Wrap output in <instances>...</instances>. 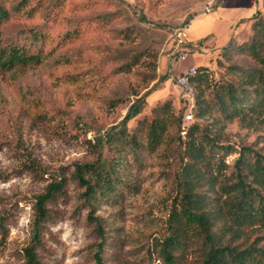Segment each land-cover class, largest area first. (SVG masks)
I'll return each mask as SVG.
<instances>
[{
  "label": "rangeland",
  "instance_id": "rangeland-1",
  "mask_svg": "<svg viewBox=\"0 0 264 264\" xmlns=\"http://www.w3.org/2000/svg\"><path fill=\"white\" fill-rule=\"evenodd\" d=\"M2 2L9 14L0 21V46L46 57L0 68V264H163L156 248L169 214L179 209L187 128L198 123V140L203 132L219 144L237 150L252 144L264 153V121L242 123L215 111L197 117L187 81L203 64L215 79H234L214 59L231 37L248 36L251 16H264V0H29L21 10L13 8L20 0ZM201 33L207 34L196 39ZM148 90L141 112L127 122L139 145L112 140L122 157L121 183L107 197L85 200L73 177L76 163L112 158L105 139L94 141L118 129L129 105ZM212 95L203 91L206 99ZM27 101L42 108L38 114ZM165 102L169 121L181 118V131L170 124V135L150 148L153 108ZM215 152L212 163L222 156L224 164L219 171L214 166V187H204L212 197L220 196V183L232 182L239 155ZM60 179L62 191L46 201V216L36 223L37 196ZM247 234L255 241L264 228ZM188 242L178 263L199 264V243ZM26 249L35 263L27 262Z\"/></svg>",
  "mask_w": 264,
  "mask_h": 264
},
{
  "label": "trees",
  "instance_id": "trees-1",
  "mask_svg": "<svg viewBox=\"0 0 264 264\" xmlns=\"http://www.w3.org/2000/svg\"><path fill=\"white\" fill-rule=\"evenodd\" d=\"M28 1L20 0L13 6L14 10L23 9ZM218 5L219 2L215 7ZM8 14L3 2L0 3V21ZM251 19L248 36L231 37L214 59L217 68L231 74L234 79H215L214 70L207 64L197 65L187 76L195 92L194 113L197 117L215 111L225 119L238 118L242 123L264 121V16L255 12ZM203 42L204 39H201L198 44L202 45ZM45 57L46 54L41 52L26 55L23 48L17 45L0 46L2 69L38 64ZM167 78L166 75L162 76L161 81ZM207 89L213 93L210 99L203 97V91ZM149 92L129 105L118 129L99 135L97 142L94 141V146L101 145L102 139L108 143L112 158L107 163L99 158L94 162L76 163L73 177L84 187L85 200L92 202L97 197H107L121 183L119 169L122 157L118 154L119 150L112 146V140L117 138L133 147L139 145L135 134L128 133L127 122L141 112ZM26 105L32 113L38 114L42 109L38 105H30L28 101ZM168 108V102L153 108L155 116L148 124L146 134V145L150 148L158 146L170 135V126L181 131V118L169 121ZM160 113L165 115L160 116ZM198 131L199 124L192 123L185 131L186 139L181 140L184 144L180 148L182 169L175 179L179 209L168 216L166 234L158 239V255L163 264H179L184 249L193 243L190 244L188 239L193 238L194 244L199 243V264H264V234H257L255 241L251 242H248L247 234L250 228L255 232L264 228V153L252 144L241 143L238 150L234 145L219 144L213 136L203 132H200L201 138L198 140ZM218 149L224 152L238 151L239 155L233 164L232 182L220 183V196L212 197L204 187H214L216 178L211 173L215 168L219 171V164H224L222 156L212 163ZM62 188L60 179L50 183L46 191L37 196L36 223L46 216V201L54 199ZM88 217L93 216L89 214ZM25 252L27 262L35 263L32 250L26 249ZM100 260L97 254L96 261L99 263Z\"/></svg>",
  "mask_w": 264,
  "mask_h": 264
},
{
  "label": "built area",
  "instance_id": "built-area-1",
  "mask_svg": "<svg viewBox=\"0 0 264 264\" xmlns=\"http://www.w3.org/2000/svg\"><path fill=\"white\" fill-rule=\"evenodd\" d=\"M177 36H178V41H179V43H183V44H185V43L187 42V40L184 38V33H183V32L179 31V32L177 33ZM187 117H188V118H191L192 115H191V114H188Z\"/></svg>",
  "mask_w": 264,
  "mask_h": 264
},
{
  "label": "crops",
  "instance_id": "crops-1",
  "mask_svg": "<svg viewBox=\"0 0 264 264\" xmlns=\"http://www.w3.org/2000/svg\"><path fill=\"white\" fill-rule=\"evenodd\" d=\"M203 34H204V33H201V35H200V34H199V35H197V37H198V38H196V39H199V38H200V36H202V37H203V36H204V35H206L207 33H206V34H204V35H203ZM188 41H190V39H188ZM208 42H209V41L207 40V42H206V43H208Z\"/></svg>",
  "mask_w": 264,
  "mask_h": 264
}]
</instances>
